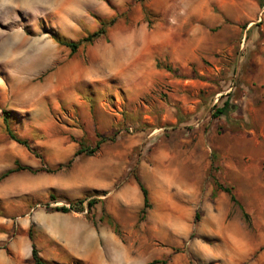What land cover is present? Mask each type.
Instances as JSON below:
<instances>
[{
	"label": "rangeland",
	"instance_id": "374dc122",
	"mask_svg": "<svg viewBox=\"0 0 264 264\" xmlns=\"http://www.w3.org/2000/svg\"><path fill=\"white\" fill-rule=\"evenodd\" d=\"M27 1L0 0V174L33 168L0 181V264H34L33 242L63 264H264V0L241 21L216 3Z\"/></svg>",
	"mask_w": 264,
	"mask_h": 264
},
{
	"label": "trees",
	"instance_id": "16d2710c",
	"mask_svg": "<svg viewBox=\"0 0 264 264\" xmlns=\"http://www.w3.org/2000/svg\"><path fill=\"white\" fill-rule=\"evenodd\" d=\"M106 31V23H102V26L94 31L93 33L77 40V41H63L60 40V43L68 46L71 48L72 51L76 50L82 43L84 42H89L92 43L96 38L102 36ZM232 93L230 92L228 94L227 99L221 104V105H217L215 108V112L213 113V115L215 117H223L228 115L229 113L233 112L236 110L237 106L236 104H234L232 102ZM3 115H4V121L6 124V129L8 134L10 135L11 138H13L14 140H16L19 143L24 144L26 147H28L29 149H31V146L29 144V142L25 139L20 138L16 132H14V130L11 129L10 127V116L8 114L7 110H3ZM99 142L97 143V145L92 148L90 151L93 152L95 151L98 147H99ZM83 151L82 149L78 150L76 153H79ZM20 169H28V170H33V168L31 166H25V165H21L18 161H16V166L13 168H10L8 170H6L5 172H3L2 174H0V181L2 179H4L6 176H8L10 173L20 170ZM138 184L140 186V189L142 191L143 194V207L140 211V218H143L147 209L151 206V202H150V195H149V190L147 188V186L138 178ZM216 185L218 188L222 189L223 191L227 192L230 195V199L235 203V204H239V201L235 195V193L233 192V186H227L224 185L218 181H216ZM83 201L84 199H77V200H72L69 201L70 205H61V206H57L56 210L62 211V212H68L72 209L75 210H82L83 209ZM97 201L96 199H89L88 200V207L91 208ZM111 223H113V220L110 219ZM32 257L34 259V264H63V263H59L56 261H48L45 260L40 254H39V250L36 247V244L33 242L32 244ZM157 262H159L160 260H156ZM162 264H165V261H162Z\"/></svg>",
	"mask_w": 264,
	"mask_h": 264
},
{
	"label": "crops",
	"instance_id": "0c3cea01",
	"mask_svg": "<svg viewBox=\"0 0 264 264\" xmlns=\"http://www.w3.org/2000/svg\"><path fill=\"white\" fill-rule=\"evenodd\" d=\"M246 2L249 3V7H246ZM211 3L220 5L223 9L225 16L230 14L232 7H234L235 21H241V17L244 15L254 16L257 12V5L255 0H173L169 2V5H175L173 10L185 11L187 16L194 15L198 17L202 15L203 11L208 10ZM229 16V15H228ZM251 24V22L249 23ZM195 48L201 49V44L197 43ZM190 196H193L195 201L198 198V194L195 190L190 192Z\"/></svg>",
	"mask_w": 264,
	"mask_h": 264
},
{
	"label": "bare ground",
	"instance_id": "6f19581e",
	"mask_svg": "<svg viewBox=\"0 0 264 264\" xmlns=\"http://www.w3.org/2000/svg\"><path fill=\"white\" fill-rule=\"evenodd\" d=\"M36 1H37V0H33L32 3L36 2ZM30 2H31V1H27V0H25L24 4L27 5V4H30Z\"/></svg>",
	"mask_w": 264,
	"mask_h": 264
}]
</instances>
